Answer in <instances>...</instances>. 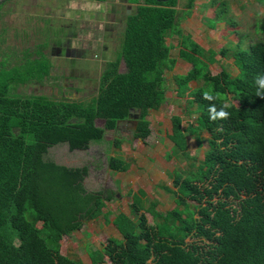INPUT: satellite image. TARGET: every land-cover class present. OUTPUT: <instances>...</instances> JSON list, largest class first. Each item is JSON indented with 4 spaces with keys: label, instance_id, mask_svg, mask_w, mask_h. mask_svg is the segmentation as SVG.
Instances as JSON below:
<instances>
[{
    "label": "trees",
    "instance_id": "obj_1",
    "mask_svg": "<svg viewBox=\"0 0 264 264\" xmlns=\"http://www.w3.org/2000/svg\"><path fill=\"white\" fill-rule=\"evenodd\" d=\"M131 1L137 6L125 18L118 54L106 62L96 95L87 100L15 92L16 86L49 74L41 46V58H30L26 51L8 68L0 61V264H84L64 255L60 241L89 220L106 219L110 212L102 209L115 192L87 190L88 164H59L46 158L47 150L59 143L70 151L86 150L104 140L106 130L131 118L132 137L145 140L151 132L149 110L165 101L164 74L171 67L166 38L172 35L178 37V57L190 65L174 75V91L184 99L185 114L195 115L185 127L180 115L171 117L168 155L184 166L171 172L175 187L160 188L174 207L158 211L142 189L132 192V218L120 212L115 219L134 242L108 237L103 250L87 249L90 264H105V256L113 264H264V98L257 96L258 91L264 95V87L256 83L264 76V12L252 35L238 34V41L215 50L201 46L179 25L194 0H186L180 11L178 0ZM209 1L212 13L202 18L204 23L215 28L225 21L230 33H239L227 3ZM216 55L231 56L237 73L223 67L212 73ZM210 89L219 93L217 99L202 98ZM214 104L216 111L229 113L227 119H209ZM96 118L103 120L102 127L95 125ZM187 135L198 146L205 140L202 159L188 152ZM120 142L114 137L110 144L119 148ZM107 167L124 172L129 164L114 152Z\"/></svg>",
    "mask_w": 264,
    "mask_h": 264
},
{
    "label": "rangeland",
    "instance_id": "obj_2",
    "mask_svg": "<svg viewBox=\"0 0 264 264\" xmlns=\"http://www.w3.org/2000/svg\"><path fill=\"white\" fill-rule=\"evenodd\" d=\"M111 1L115 0L105 2L108 3V9ZM223 1L227 3V14L236 21L239 33H230L225 21H219L215 28H209L204 23L202 18L212 13V9H208L207 6L209 0H195L191 15L185 18L182 16L179 21L183 32H187L206 49L219 50L224 45H231L238 41V34L252 35L256 19H258L256 24L259 25L264 12V0ZM5 3L7 4H0V55L3 51L9 52V48L14 51L15 42H19L18 51L23 54L28 51L30 58L35 55L41 58L37 52L41 46V51L44 52V55H41L42 59L48 61L50 65L48 75L40 81L24 84L20 89L21 93L42 94L54 99L68 100H87L95 96L98 79L106 62L113 60L118 51L123 25L118 29L114 27L112 37L108 34L102 35L103 40L99 46L93 43L92 48L79 56L64 55L62 48L63 45L78 47L79 42L73 35L80 29L84 33L85 29L93 27L94 23L89 22L92 18L103 22L101 9L105 5L95 0H8ZM185 3L186 0H178L177 8L184 10ZM4 27L8 29L6 33L2 29ZM166 42L171 47L169 57L171 67L164 74L167 85L165 101L157 109L149 110L147 118L151 132L145 140L132 137L135 122L131 118L118 122L116 130H106L104 140L90 143L86 150L70 151L65 143L53 145L47 150L46 158L59 164L66 166L88 164L89 172L84 180L87 190L110 189L115 192V197L106 201L102 209L104 212H110L106 219L101 215L97 219L89 220L81 230L64 236L60 241V250L64 255L79 259L84 264H90L87 249L103 250L108 237L125 238L134 242L115 219L120 212L132 218L129 209L132 192L142 189L148 199L156 203L158 211H167L174 207L170 194L160 188V185L175 187L171 172L184 166V162L179 158L168 155L173 147L171 117L180 115L182 126L185 127L188 123H193L195 115L185 114L184 99L176 96L173 84L174 75L185 73L190 65L178 57L177 36L167 37ZM50 45H55L60 50L55 49L51 53ZM6 55L9 61L10 54ZM215 57L216 62L209 66L212 73L219 72L222 67L233 75L237 73L231 56ZM2 64L4 65V61ZM119 70H125L122 61L119 63ZM195 85L191 82V86ZM95 125L102 127L103 121L96 119ZM201 135L203 138L208 136L206 132H202ZM114 137L121 140L119 148L110 144ZM186 143L188 152L195 159L203 158L207 150L205 140L202 146H198L193 136L187 135ZM114 152L128 162L127 171L115 172L107 167V157L112 156ZM146 216L151 221L147 212ZM37 225L41 226L40 223ZM104 258L105 264H113L111 257Z\"/></svg>",
    "mask_w": 264,
    "mask_h": 264
},
{
    "label": "flooded vegetation",
    "instance_id": "obj_3",
    "mask_svg": "<svg viewBox=\"0 0 264 264\" xmlns=\"http://www.w3.org/2000/svg\"><path fill=\"white\" fill-rule=\"evenodd\" d=\"M8 0H0V4L5 3ZM10 1V0H9ZM108 6V3H105V7ZM134 11V5L128 2V0H119L118 5H112L110 4L109 10L106 12L105 11V18H103V22L98 21L97 19L92 18V21L87 20V22H93L94 26L90 28V30H85L84 33L81 32V29L76 32L73 36L76 39V41L79 42L78 47H74L71 45H63V53L64 55H69L73 54L72 56H79L82 52L83 54L90 48H92V44L96 43L97 46H99L100 42L103 40L104 34H111L110 31H113L114 28L112 26H109V24H114L117 29L124 23V19L133 13ZM109 15V17H108ZM53 16V15H52ZM81 21V20H79ZM102 23V24H101ZM4 33L7 32V28L4 27ZM116 29V30H117ZM17 30V29H16ZM86 31H90L88 34V37L85 38L86 36ZM59 34V33H58ZM18 35V34H17ZM5 36V35H4ZM7 36V35H6ZM12 36V35H11ZM15 38H16V33H15ZM19 39V38H17ZM55 39V36L54 38ZM96 46V47H97ZM17 47H19V42H15V47L14 51L9 48V52L3 51L0 55V61H4L5 67H10L12 65H15L17 63L21 62V51H18ZM21 48V47H20ZM51 48V53L54 52L55 49L56 51H59L60 48L55 47V45H50ZM21 50V49H20ZM6 54H10V60H7ZM44 54V52H43ZM82 54V55H83ZM23 85H18L15 87V92L21 93L20 89L22 88Z\"/></svg>",
    "mask_w": 264,
    "mask_h": 264
},
{
    "label": "clouds",
    "instance_id": "obj_4",
    "mask_svg": "<svg viewBox=\"0 0 264 264\" xmlns=\"http://www.w3.org/2000/svg\"><path fill=\"white\" fill-rule=\"evenodd\" d=\"M256 83H259L262 87H264V76H259L256 80ZM257 96H261L264 98V95H262L259 91L257 92ZM219 97V93H216L215 95L212 94L211 89L209 91H205L202 95V98L205 100H213L217 99ZM226 107V106H225ZM209 119L211 120H217V119H227L229 116V113L224 110V108H221L219 111H216V106L209 105Z\"/></svg>",
    "mask_w": 264,
    "mask_h": 264
},
{
    "label": "crops",
    "instance_id": "obj_5",
    "mask_svg": "<svg viewBox=\"0 0 264 264\" xmlns=\"http://www.w3.org/2000/svg\"><path fill=\"white\" fill-rule=\"evenodd\" d=\"M95 1H97V2H99L100 4H102V5H105V2H106V0H103V1H98V0H95ZM195 1V0H194ZM128 2H130L131 4H133L134 5V11H135V9H136V6H137V3L136 2H132L131 0H128ZM110 4H112V5H118L119 4V0H115V1H111V3ZM178 5V4H177ZM193 6H194V3H193ZM176 8H177V6H176ZM178 9V8H177ZM109 9L107 8V7H105V6H102V9H101V14H102V18H105V11L107 12ZM179 10V9H178ZM182 10V9H181ZM192 10H193V7L191 8V10H189V14L187 15V17L188 16H190L191 15V13H192ZM95 11H96V9H95ZM133 11V12H134ZM180 11V10H179ZM132 14V13H131ZM108 17H109V15H108ZM186 17V16H185ZM184 17V18H185ZM124 21H125V19H124ZM123 25V27H124V23L122 24ZM122 25H121V27H122ZM109 26H112L113 28L115 27V25L114 24H109ZM180 27H181V25H180ZM78 29V28H77ZM181 29L182 30H184L182 27H181ZM85 30H90V29H85ZM85 32V31H84ZM90 31H86V36H85V38L86 37H88V33H89ZM110 33L111 34H109L108 36L109 37H112L113 36V33H114V30L113 31H110ZM185 33H187V32H185ZM107 36V37H108ZM191 36V35H190ZM193 39V38H192ZM194 40V39H193ZM194 41H196V40H194ZM197 42V41H196ZM43 46H45V45H43ZM105 48H107V47H105ZM119 49V48H118ZM117 54H118V51L116 52V56H117ZM22 56H23V53H21V58H22ZM116 56H115V58H116ZM35 57H36V55H35ZM114 58V59H115ZM113 59V60H114ZM120 61H122L123 62V60L122 59H120ZM120 61H119V63H120ZM184 61V60H183ZM108 62V61H107ZM124 63V62H123ZM118 69H119V66H118ZM120 71V70H119ZM167 71V70H166ZM165 71V72H166ZM120 72H122V71H120ZM180 74H182V73H180ZM177 75V74H176ZM191 82H194V81H191ZM191 82L189 83L190 84V86H191ZM195 83V82H194ZM196 84V83H195ZM192 87H194V86H192ZM165 95H166V92H165ZM151 110H155V109H151ZM100 120H102V119H100ZM149 120V119H148ZM103 121V120H102ZM125 121H128V120H125ZM122 122V121H121ZM104 212V211H103ZM109 212V211H108Z\"/></svg>",
    "mask_w": 264,
    "mask_h": 264
},
{
    "label": "water",
    "instance_id": "obj_6",
    "mask_svg": "<svg viewBox=\"0 0 264 264\" xmlns=\"http://www.w3.org/2000/svg\"><path fill=\"white\" fill-rule=\"evenodd\" d=\"M96 119H100V118H96ZM96 119H95V120H96ZM94 122H95V121H94Z\"/></svg>",
    "mask_w": 264,
    "mask_h": 264
}]
</instances>
